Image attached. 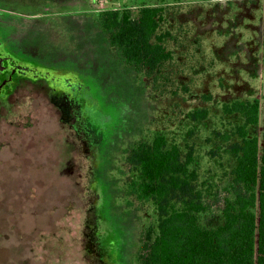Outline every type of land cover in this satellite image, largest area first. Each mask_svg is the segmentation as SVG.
Here are the masks:
<instances>
[{
  "label": "rangeland",
  "instance_id": "obj_1",
  "mask_svg": "<svg viewBox=\"0 0 264 264\" xmlns=\"http://www.w3.org/2000/svg\"><path fill=\"white\" fill-rule=\"evenodd\" d=\"M142 3L165 8L159 31L170 32L164 44L172 57L151 73L119 68L124 73L111 81L117 95L110 105L104 84L97 87L87 75V57L94 54L88 33L74 29L75 13L127 5L136 15ZM1 16L38 24L39 33L30 35L19 26L18 38L44 51L52 74H76L99 91L98 108L112 119L103 121L96 140L82 128L80 137L72 124L76 106L63 124L36 85L21 89L0 111V264H102L90 249L96 253L99 241H108L104 257L112 262L142 264L158 212L152 199L139 197L128 156L158 134L183 158L192 151L190 167L206 207L201 225L223 222L222 202L232 196L237 164L231 145L241 143L237 127L244 123L223 105L259 102L260 122L248 130L261 141L264 0H0ZM109 52L118 57L115 48ZM197 109H207V117L193 119L189 112Z\"/></svg>",
  "mask_w": 264,
  "mask_h": 264
},
{
  "label": "trees",
  "instance_id": "obj_2",
  "mask_svg": "<svg viewBox=\"0 0 264 264\" xmlns=\"http://www.w3.org/2000/svg\"><path fill=\"white\" fill-rule=\"evenodd\" d=\"M164 11L162 5L142 3L136 15L127 5L90 15L75 13L78 25L74 29L88 33L87 43L94 54L87 57V75L97 87L104 84V97L110 99V105L117 95L111 81L118 80L119 68L126 70L132 65L151 73L172 57L164 44L170 32L159 31ZM113 48L118 51L114 59L109 52ZM74 55L73 60H78L79 53ZM259 105L238 100L223 105L225 112L240 113L244 123L237 127L241 143L231 145L237 161L232 170V196L225 200L223 222L213 228L200 223V213L206 207L203 192L196 186L197 170L190 167L192 151L183 158L177 145L167 146L164 134L133 148L128 159L139 176L136 191L140 198L152 199L158 212L157 231L147 232L142 264H264V110L262 145L248 130L249 125L260 122ZM189 115L205 119L208 110H192ZM104 185L109 186L108 180ZM107 242H97V252L90 247L91 253L102 264H113L104 257Z\"/></svg>",
  "mask_w": 264,
  "mask_h": 264
},
{
  "label": "flooded vegetation",
  "instance_id": "obj_3",
  "mask_svg": "<svg viewBox=\"0 0 264 264\" xmlns=\"http://www.w3.org/2000/svg\"><path fill=\"white\" fill-rule=\"evenodd\" d=\"M35 25L38 24L28 22L22 17L10 19L0 17V111L21 92V89L36 85L47 94L49 102L51 100L54 103L60 113V122L63 124L70 123V105L74 104L76 117L72 124L77 134L85 136L80 132L81 128L92 131L94 134L90 135V138L96 140L97 135L101 134L103 128L105 129L103 121L105 119L110 121L112 114L108 112L104 114L99 110L101 94L99 91L95 94L92 85L76 78L75 73V75L52 74L46 69L52 66V62L46 61L48 58L44 55V51L41 50V53L38 51V46H32L18 38L19 26L25 28L30 35L34 32L39 33L37 27L40 26Z\"/></svg>",
  "mask_w": 264,
  "mask_h": 264
},
{
  "label": "built area",
  "instance_id": "obj_4",
  "mask_svg": "<svg viewBox=\"0 0 264 264\" xmlns=\"http://www.w3.org/2000/svg\"><path fill=\"white\" fill-rule=\"evenodd\" d=\"M223 204H225V200L223 199V202H222Z\"/></svg>",
  "mask_w": 264,
  "mask_h": 264
}]
</instances>
